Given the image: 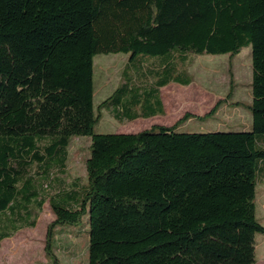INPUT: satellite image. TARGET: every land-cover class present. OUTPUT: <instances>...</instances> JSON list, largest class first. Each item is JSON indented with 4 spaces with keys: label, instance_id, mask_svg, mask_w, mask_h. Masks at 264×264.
I'll list each match as a JSON object with an SVG mask.
<instances>
[{
    "label": "trees",
    "instance_id": "trees-1",
    "mask_svg": "<svg viewBox=\"0 0 264 264\" xmlns=\"http://www.w3.org/2000/svg\"><path fill=\"white\" fill-rule=\"evenodd\" d=\"M245 46L249 129L178 131L185 112L94 131L103 109L163 114L159 88L191 82L192 54ZM116 52L128 56L120 81L94 105L93 58ZM73 136L90 138L84 182L62 178ZM263 182L264 0H0V240L34 227L47 201L53 264L56 229L85 214L87 264H255Z\"/></svg>",
    "mask_w": 264,
    "mask_h": 264
},
{
    "label": "rangeland",
    "instance_id": "rangeland-1",
    "mask_svg": "<svg viewBox=\"0 0 264 264\" xmlns=\"http://www.w3.org/2000/svg\"><path fill=\"white\" fill-rule=\"evenodd\" d=\"M127 57L122 52L97 53L94 56V105L106 98L120 81V72ZM186 68L192 78L190 85H183L175 91L173 84L176 83H169L160 89L164 102L163 114L118 121L110 110L103 109L94 131L130 133L153 124L168 126L185 112L192 113L194 117L180 124L178 131L249 129L251 114L246 105L251 102L250 46L243 47L233 56L228 53L192 54ZM198 86L204 92L198 93ZM230 89L231 96L227 97ZM217 103L214 114L198 117ZM89 143L88 136L70 138L65 174L62 176L66 182L86 180L85 160L89 153ZM255 203L257 217L264 224V182L256 186ZM53 218L54 214L45 201L34 227H23L0 240V264H53L44 249L47 225ZM87 218L85 214L80 222L56 229L52 243L55 264H87ZM254 240L256 264H264V234L256 233Z\"/></svg>",
    "mask_w": 264,
    "mask_h": 264
},
{
    "label": "crops",
    "instance_id": "crops-1",
    "mask_svg": "<svg viewBox=\"0 0 264 264\" xmlns=\"http://www.w3.org/2000/svg\"><path fill=\"white\" fill-rule=\"evenodd\" d=\"M170 83H176V84H173L174 86H173V89L176 91V90H178L179 88L181 89L182 88V84H180V83H177V82H170ZM169 84V83H168ZM191 84V82L188 84V85H190ZM167 85V84H166ZM166 85H164V86H166ZM164 86H162V87H164ZM162 87H160L159 88V93H160V98H161V91H160V89L162 88ZM201 91L202 92H204V90H202V88L201 87H199L198 86V93H201ZM210 93V92H209ZM211 94V93H210ZM210 99H211V96H210ZM161 101H162V104L164 105V102H163V100H162V98H161ZM163 108H164V106H163ZM199 116V115H198ZM138 118H142V117H138ZM137 119V118H136ZM189 119H191V118H189ZM188 119V120H189ZM249 125V124H248ZM150 127V126H149ZM148 128V127H147ZM7 238V237H6ZM255 250H256V245H255ZM256 256V255H255ZM257 260V259H256ZM256 264V263H255Z\"/></svg>",
    "mask_w": 264,
    "mask_h": 264
}]
</instances>
